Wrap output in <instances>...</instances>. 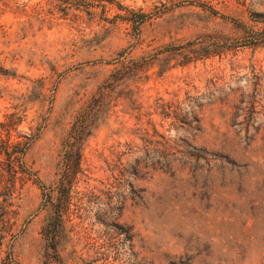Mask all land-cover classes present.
Wrapping results in <instances>:
<instances>
[{
  "label": "rangeland",
  "instance_id": "obj_1",
  "mask_svg": "<svg viewBox=\"0 0 264 264\" xmlns=\"http://www.w3.org/2000/svg\"><path fill=\"white\" fill-rule=\"evenodd\" d=\"M199 1L0 0V264H264V0Z\"/></svg>",
  "mask_w": 264,
  "mask_h": 264
},
{
  "label": "trees",
  "instance_id": "obj_2",
  "mask_svg": "<svg viewBox=\"0 0 264 264\" xmlns=\"http://www.w3.org/2000/svg\"><path fill=\"white\" fill-rule=\"evenodd\" d=\"M196 2H200L199 0H195ZM141 19H143V16L141 15ZM142 21V20H140ZM99 99L97 101V105L95 106L94 110L95 113H98L100 109L103 107L104 99L107 97L106 93L101 90L99 92ZM87 107H84L80 112L76 114L74 117V121L72 123V126L69 130V138L71 139V144L69 145L67 152L69 153H75L77 162L79 163V160L82 156V142L90 136L93 132V130L97 127L96 121L98 118L96 116H92L91 112L87 111ZM8 156L9 162H13L14 155L11 154L10 152ZM67 169H70V165H66ZM11 177H15L14 174H11ZM71 183V182H70Z\"/></svg>",
  "mask_w": 264,
  "mask_h": 264
}]
</instances>
